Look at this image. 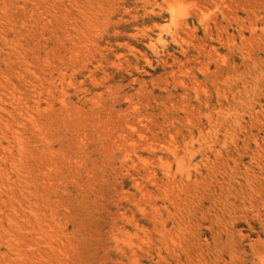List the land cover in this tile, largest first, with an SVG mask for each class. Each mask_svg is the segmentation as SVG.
Returning a JSON list of instances; mask_svg holds the SVG:
<instances>
[{
    "label": "rangeland",
    "instance_id": "obj_1",
    "mask_svg": "<svg viewBox=\"0 0 264 264\" xmlns=\"http://www.w3.org/2000/svg\"><path fill=\"white\" fill-rule=\"evenodd\" d=\"M0 264H264V0H0Z\"/></svg>",
    "mask_w": 264,
    "mask_h": 264
}]
</instances>
